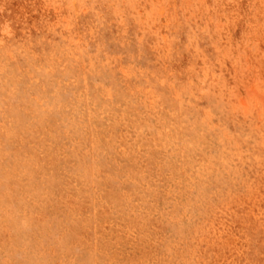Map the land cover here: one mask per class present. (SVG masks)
<instances>
[{
    "label": "rangeland",
    "instance_id": "obj_1",
    "mask_svg": "<svg viewBox=\"0 0 264 264\" xmlns=\"http://www.w3.org/2000/svg\"><path fill=\"white\" fill-rule=\"evenodd\" d=\"M0 264H264V0H0Z\"/></svg>",
    "mask_w": 264,
    "mask_h": 264
}]
</instances>
